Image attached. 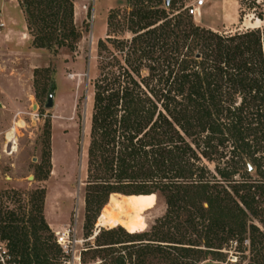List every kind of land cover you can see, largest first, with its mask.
<instances>
[{
    "label": "trees",
    "instance_id": "1",
    "mask_svg": "<svg viewBox=\"0 0 264 264\" xmlns=\"http://www.w3.org/2000/svg\"><path fill=\"white\" fill-rule=\"evenodd\" d=\"M18 1L35 48L72 49L70 0ZM174 1L166 8L164 0H128L126 11L107 18V38L97 43L86 208L100 210L121 186H153L167 211L150 232L155 244L128 246L129 258L136 254L130 264L148 257L200 264L246 237L249 264H264V27L221 35L196 26L186 11L170 13ZM252 10L263 21L264 0ZM125 30L128 39L112 35ZM142 194H113L117 206L109 203L102 217L112 207L121 226H134L155 205L147 195L155 192ZM30 203L28 215L0 210V243L13 264H53L59 253L42 236L49 228L41 192ZM110 264L127 259L119 254Z\"/></svg>",
    "mask_w": 264,
    "mask_h": 264
},
{
    "label": "rangeland",
    "instance_id": "2",
    "mask_svg": "<svg viewBox=\"0 0 264 264\" xmlns=\"http://www.w3.org/2000/svg\"><path fill=\"white\" fill-rule=\"evenodd\" d=\"M70 1L72 7L74 3L78 6L83 2ZM197 1L175 0L170 13H188ZM254 1L203 0L199 15L192 17V21L221 35L263 28L264 15L263 21L256 19L252 10ZM127 6L128 0H112V4L96 0L93 23L90 14L85 16L73 7L77 38L72 49L56 46L37 49L19 1L0 0V24L3 25L0 26V210L28 215L31 208L35 209L30 203L31 197L41 192L42 214L49 228L42 236L50 235L52 243L56 232L75 226L77 237L85 240L83 248H91L87 254H82L83 264H110L119 254L126 257L127 264L136 261V254L129 258L132 249L128 246L155 244L150 232L167 211L164 196L155 187L140 183L121 186L118 193H113L130 196L155 192L147 194L155 196L154 207L134 226L102 224L103 209L109 203L116 205L110 202L113 194L100 210L96 211L94 206L88 209L85 204V196L90 192L87 150L93 82L100 75L97 43L107 38L110 12L126 11ZM112 35L118 40L130 38L126 30ZM51 91L53 108L47 109L45 105ZM12 141L15 145L11 150ZM135 210L140 214L137 207ZM254 224L262 230L257 221ZM213 252L200 264H249L251 258L247 237L243 243L233 241ZM59 257L60 254H56V258ZM56 258L50 262L56 264ZM146 264H158V261L148 257Z\"/></svg>",
    "mask_w": 264,
    "mask_h": 264
},
{
    "label": "built area",
    "instance_id": "3",
    "mask_svg": "<svg viewBox=\"0 0 264 264\" xmlns=\"http://www.w3.org/2000/svg\"><path fill=\"white\" fill-rule=\"evenodd\" d=\"M95 3L96 0H83L80 5H76L74 9H78L85 16L90 14V21L93 23L95 18ZM203 5V0H198L197 3L188 11L189 16L196 17L199 15V9ZM77 6V7H76ZM2 27L3 25L0 24ZM55 245L58 247L60 257L56 264H83L82 254L87 251L83 248L85 240H80L77 237L76 227L67 228L61 232L55 233ZM0 264H13L10 262V257L4 247L0 244Z\"/></svg>",
    "mask_w": 264,
    "mask_h": 264
},
{
    "label": "bare ground",
    "instance_id": "4",
    "mask_svg": "<svg viewBox=\"0 0 264 264\" xmlns=\"http://www.w3.org/2000/svg\"><path fill=\"white\" fill-rule=\"evenodd\" d=\"M10 144H11L10 149L12 150L15 145V142L12 141ZM122 219H123V215L116 209L110 207L104 212L101 222L103 225L108 226L109 224H112V223L120 224L122 222Z\"/></svg>",
    "mask_w": 264,
    "mask_h": 264
},
{
    "label": "water",
    "instance_id": "5",
    "mask_svg": "<svg viewBox=\"0 0 264 264\" xmlns=\"http://www.w3.org/2000/svg\"><path fill=\"white\" fill-rule=\"evenodd\" d=\"M169 2L170 0H164V6L167 8L169 6ZM53 99H54V94L53 93H50L47 97V101H46V105L45 107L47 109H52L53 108ZM248 170L251 172L252 171V168L249 166L248 167ZM205 264H214V263H210V262H207Z\"/></svg>",
    "mask_w": 264,
    "mask_h": 264
},
{
    "label": "crops",
    "instance_id": "6",
    "mask_svg": "<svg viewBox=\"0 0 264 264\" xmlns=\"http://www.w3.org/2000/svg\"><path fill=\"white\" fill-rule=\"evenodd\" d=\"M104 2H109V4H112V0H103ZM25 26V25H24ZM26 29V28H25Z\"/></svg>",
    "mask_w": 264,
    "mask_h": 264
}]
</instances>
